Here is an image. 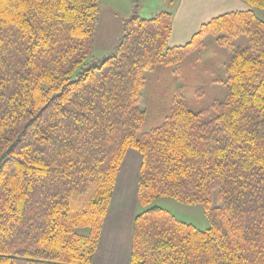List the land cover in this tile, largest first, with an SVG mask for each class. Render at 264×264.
<instances>
[{
  "label": "trees",
  "instance_id": "16d2710c",
  "mask_svg": "<svg viewBox=\"0 0 264 264\" xmlns=\"http://www.w3.org/2000/svg\"><path fill=\"white\" fill-rule=\"evenodd\" d=\"M241 1L176 47L173 14L135 5L114 51L89 62L100 0H0V264H93L129 150L142 208L167 197L210 222L145 209L129 264H264V0ZM210 45L225 98L194 110L181 84L146 129L148 75L183 79Z\"/></svg>",
  "mask_w": 264,
  "mask_h": 264
},
{
  "label": "rangeland",
  "instance_id": "374dc122",
  "mask_svg": "<svg viewBox=\"0 0 264 264\" xmlns=\"http://www.w3.org/2000/svg\"><path fill=\"white\" fill-rule=\"evenodd\" d=\"M178 0H100V13L95 31L94 50L92 59L102 60L109 56L118 44L123 34V21L129 18L136 5L139 15L142 18H151L150 11L157 9L162 4V11H172L175 9ZM257 16L264 21V11L256 10ZM216 46L210 45L207 50L196 52L187 59L182 71L184 78L181 79L178 69L161 67L156 72L150 73L149 85L146 90V99L143 106L152 108L151 117L147 121L146 129L154 127L162 120L158 115V106L162 110L170 109V100L174 90L179 85H184L187 89V99L192 109H202L212 104L216 100H223L226 90L223 85L215 83L222 74L220 63L221 55L216 52ZM222 54V53H221ZM202 89V91H198ZM200 96V97H199ZM161 104V105H160ZM124 166L120 177L117 178V194L125 192L121 218L116 228L120 227L118 237L114 235L101 248L98 256L104 254L103 262H99L97 257L93 264H129L128 254L126 256V235H131L133 222L139 213L150 207H160L169 211L177 219L192 224L198 229L205 230L210 227V222L201 205H184L170 198H160L146 208L138 203V178L141 164V155L135 150H129L124 160ZM116 204V202H115ZM217 193L213 198V206H218ZM114 206V205H113ZM113 212V207H112ZM104 231L107 233V219L104 222ZM131 248V247H130ZM130 255V252H129ZM97 256V255H96ZM115 260V261H114Z\"/></svg>",
  "mask_w": 264,
  "mask_h": 264
},
{
  "label": "crops",
  "instance_id": "0c3cea01",
  "mask_svg": "<svg viewBox=\"0 0 264 264\" xmlns=\"http://www.w3.org/2000/svg\"><path fill=\"white\" fill-rule=\"evenodd\" d=\"M177 2L178 3L177 5H175V9L171 11V13L173 14L172 33L168 42L171 47L186 45L204 24L208 23L214 18H217L218 16L235 11L249 10L247 4H245L241 0H178ZM161 8L163 9L162 4L159 8L150 11V16L160 13L162 11ZM124 195V191H121V193L119 192L117 194V187L115 188L113 199L111 201L106 217L108 230L107 233H105L103 229L101 239L95 254V257H97L100 263L103 262L104 257V254L103 256L102 254L98 256L101 248L107 243L109 238H112L114 235L118 237L120 227L116 228V226L121 218V211L119 209H123L124 207ZM129 233L130 232L128 231L125 240L126 256L128 254V257L131 247L132 231L130 236H128Z\"/></svg>",
  "mask_w": 264,
  "mask_h": 264
}]
</instances>
